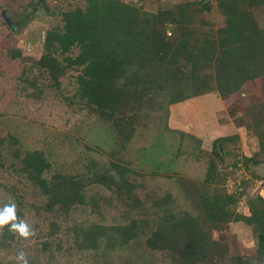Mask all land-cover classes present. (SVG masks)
<instances>
[{
	"label": "trees",
	"instance_id": "trees-1",
	"mask_svg": "<svg viewBox=\"0 0 264 264\" xmlns=\"http://www.w3.org/2000/svg\"><path fill=\"white\" fill-rule=\"evenodd\" d=\"M206 1L163 2L152 12L125 0H82L61 12L62 26L45 31L33 66L57 89L77 71L65 100L85 113L76 137L62 143L72 157L64 171L45 151L11 152L18 140L10 151L0 139V170L13 156L12 172L41 198L29 204L16 185L0 184V207L15 202L26 222L33 210L51 220L29 264H264V196L251 193L250 177L240 179L264 154L263 103L245 114L259 141L252 155L235 152L239 134L204 151L198 136L169 126L175 104L210 93L228 100L256 81L264 92V0H217L225 16L217 29L204 20ZM10 55L25 60L21 49ZM98 117L101 126L86 130ZM237 198H246L247 214L233 210ZM225 219L253 229L251 255H229L230 242L215 238ZM0 231V249L11 253L21 236Z\"/></svg>",
	"mask_w": 264,
	"mask_h": 264
},
{
	"label": "rangeland",
	"instance_id": "rangeland-1",
	"mask_svg": "<svg viewBox=\"0 0 264 264\" xmlns=\"http://www.w3.org/2000/svg\"><path fill=\"white\" fill-rule=\"evenodd\" d=\"M40 1L0 0V139L7 140L5 149L10 151L9 143L13 138L18 140V143L13 144L11 152L16 149L45 151L54 162L53 169L58 167L59 171H64L72 157L67 158L64 148L66 145L63 146L62 143L65 142L64 138L67 135L76 137L75 128H78V123L85 113L65 100L66 96L69 97L74 92V81L78 72L69 71L61 79V89H57L47 75L41 74L38 68L33 66V62L43 53L45 39L43 40L41 34L52 27L62 26L61 12L76 9L83 2L82 0H42V3ZM169 1L179 3L187 0H125L129 4L142 6L143 10L152 12H157L163 2ZM209 5L212 6L203 14L204 20L212 23L217 29L225 22V16L220 12L217 0H209ZM258 19L264 26L263 13L258 15ZM15 49L22 50L24 61L10 57V52ZM33 80H36V85L31 86L29 83ZM38 87L44 91L42 94L34 90ZM258 104L264 105V92L261 90L260 81L248 83L240 93L228 100H223L217 93H210L175 104L170 108L169 126L198 136L204 151H211L213 142L220 137L239 134L241 140L236 146H240V149L238 151L236 149L235 152L240 157L244 154L252 155L259 153V141L257 136L250 135L246 127L249 123L245 114L250 106H258ZM231 110L234 111L235 117L230 114ZM98 118L87 120L85 129L90 131L95 121L101 126ZM83 144L77 147L81 149ZM236 146L230 145L231 150ZM13 158L9 155L6 161L7 167L0 170V184H14L29 204H40L41 198L35 195L30 187L20 182V177L12 172L10 166L14 162ZM226 159L231 162L233 157L228 156ZM258 159L261 162L256 165L251 164L247 170L243 166L244 171L240 173V179L250 177L253 183L251 193L253 192L254 195L260 193L264 196V154L259 155ZM252 173L255 176H252ZM231 177L232 175L229 176ZM235 182L230 179L227 184L225 183L229 191L234 190ZM245 199L237 198L233 210L247 214ZM117 214L116 211L112 212L108 222L112 221L114 215L117 217ZM35 215L36 211L33 210L30 213L31 219L27 221L34 235L28 238L17 237L19 240L14 244L11 253L0 249V264L17 261V254L20 251H24L26 256L37 253L44 237L42 235L49 231L51 220L47 216ZM226 219L225 223L223 222L226 229L215 232V238L230 242L229 255H251L255 248L253 229ZM67 222L70 224V220ZM59 223L66 228L65 222L60 220ZM63 232L62 229L61 233Z\"/></svg>",
	"mask_w": 264,
	"mask_h": 264
},
{
	"label": "clouds",
	"instance_id": "clouds-1",
	"mask_svg": "<svg viewBox=\"0 0 264 264\" xmlns=\"http://www.w3.org/2000/svg\"><path fill=\"white\" fill-rule=\"evenodd\" d=\"M5 226H7L8 231L17 233L23 238L34 235V231L29 224L25 220L18 218L15 202L5 203L0 207V228ZM17 261L18 264H29L24 251H20L17 254Z\"/></svg>",
	"mask_w": 264,
	"mask_h": 264
},
{
	"label": "built area",
	"instance_id": "built-area-1",
	"mask_svg": "<svg viewBox=\"0 0 264 264\" xmlns=\"http://www.w3.org/2000/svg\"><path fill=\"white\" fill-rule=\"evenodd\" d=\"M41 36H42V38H43V40H44L45 37H46V32L44 31L43 34H41Z\"/></svg>",
	"mask_w": 264,
	"mask_h": 264
},
{
	"label": "water",
	"instance_id": "water-1",
	"mask_svg": "<svg viewBox=\"0 0 264 264\" xmlns=\"http://www.w3.org/2000/svg\"><path fill=\"white\" fill-rule=\"evenodd\" d=\"M206 3H209V0H207ZM7 22H8V21H7Z\"/></svg>",
	"mask_w": 264,
	"mask_h": 264
}]
</instances>
